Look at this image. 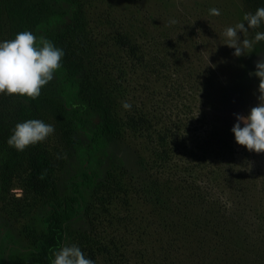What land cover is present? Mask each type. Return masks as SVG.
Wrapping results in <instances>:
<instances>
[{
	"label": "rangeland",
	"instance_id": "obj_1",
	"mask_svg": "<svg viewBox=\"0 0 264 264\" xmlns=\"http://www.w3.org/2000/svg\"><path fill=\"white\" fill-rule=\"evenodd\" d=\"M79 1L82 20L56 32L71 36L73 46L90 57L89 62L107 65L118 58L128 76L124 101L151 121V131L170 127L176 136L170 138L176 147L166 162L168 167L161 171L171 180L165 189L162 177L155 174L160 170L147 169L137 161V151L146 144L144 137L126 133L107 142L96 165L99 178L104 179L113 162H121L140 188L128 197L127 205L122 200L108 205L112 217L103 208H90L71 223L73 229L86 233L98 229L100 242L111 240L117 248L114 255H99L96 264H126L124 255L128 264H134L139 231H146L141 240L150 247L157 239L154 228L168 229L177 220L188 224L183 231L186 246L200 243L196 240L199 227L214 237L217 224L229 241L250 251L254 261L247 259L248 264H264V151L247 150L234 141L230 131L234 114H246L258 102L259 77L254 69L264 57V49L259 47L264 41L252 38L264 31V24L243 34L238 30L239 38L250 42L239 56L233 55L223 35L226 26L235 25L243 13L254 12L257 6L245 0ZM43 5L52 9L48 2ZM212 7L220 14L210 15ZM171 18L175 24L168 23ZM7 29L5 26L0 40L7 39ZM121 35L127 40L120 46L116 39ZM78 137L81 144L89 142L82 132ZM141 154L152 161L149 150ZM192 155L204 157L192 160ZM64 158L61 184L81 171L74 151ZM188 164L192 166L182 168ZM151 179L159 184V201L140 191ZM179 179L189 188L171 192ZM10 192L15 198L9 193V199H0V264H10L28 246L42 213L36 200L24 196L21 188ZM69 244V240L64 242ZM84 248L86 254L87 245Z\"/></svg>",
	"mask_w": 264,
	"mask_h": 264
},
{
	"label": "trees",
	"instance_id": "obj_2",
	"mask_svg": "<svg viewBox=\"0 0 264 264\" xmlns=\"http://www.w3.org/2000/svg\"><path fill=\"white\" fill-rule=\"evenodd\" d=\"M245 1L257 7L264 6V0ZM40 2L0 0V37L5 26L8 27L7 39L14 38L19 31L30 30L36 36L49 38L64 50L60 68L55 70L51 81L41 86L36 98L0 93V199H9V193L15 198L11 188H21L23 195H31L42 211L38 216V230L32 233L28 246L17 252L10 264H49L52 249L60 248L67 240L77 244L82 252L87 245L85 255L96 264L99 255H114L117 248L111 240L101 243L98 229L86 233L73 229L71 223L90 208H103L112 217L108 205L116 200L127 205L128 197L140 188L131 181V174L121 162H113L104 179L99 178L96 167L107 142L123 138L126 133L144 137L146 144L137 151V161L147 169H159L155 174L162 177L165 189L171 180L161 171L168 167L166 162L170 161L176 147L170 144V138L176 136L170 127L151 131V121L135 109L122 111L121 104L128 95L129 85L127 72L118 58H112L107 65L89 62L90 57H84L73 46L71 36L56 32L60 27L76 25L82 20L79 0ZM43 2L52 4V9L47 10ZM126 40L127 37L121 35L116 43L121 46ZM259 47L264 49V42ZM29 118H39L53 125L54 131L43 141L17 151L6 144V138L16 122ZM81 132L88 136V143L81 144L78 137ZM147 150L152 161L141 154ZM70 151L77 154L81 171L66 184H61L59 176L65 165L64 157ZM203 157L192 155L190 159ZM191 166L188 164L182 168ZM143 184L141 192L152 194L157 201L161 199L156 180ZM180 188H189L183 179L177 181L171 192L175 189L177 193ZM199 228L196 231L199 234L196 240L200 242L197 246H186L187 235L183 231L188 229V224L178 220L168 229L154 228L157 239L150 247L141 240L146 231H139L133 251L134 264H248L247 259L254 261L250 251L229 241L219 225L214 224L215 236L212 238L203 227ZM123 259L128 264L125 255Z\"/></svg>",
	"mask_w": 264,
	"mask_h": 264
},
{
	"label": "clouds",
	"instance_id": "obj_3",
	"mask_svg": "<svg viewBox=\"0 0 264 264\" xmlns=\"http://www.w3.org/2000/svg\"><path fill=\"white\" fill-rule=\"evenodd\" d=\"M208 11L210 15L220 14L216 7ZM168 23L175 24L176 21L171 18ZM261 24H264V6H258L254 12L243 13L235 25L224 28L225 44L233 48V55L239 56L250 43L248 39L239 38L238 30L243 34ZM252 39L264 41V31H257ZM63 55L62 48L30 30L19 31L12 39L0 40V93L36 98L41 86L51 81L55 70L60 68ZM254 74L259 77L258 102L246 114H234L235 121L230 131L237 144L247 150L261 152L264 151V57L257 60ZM121 106L125 110L131 108L127 101H123ZM53 131V125L39 118H29L16 122L5 142L17 151H23L26 146L43 141ZM16 195L19 197L21 193ZM49 264H95V261L73 243L52 249Z\"/></svg>",
	"mask_w": 264,
	"mask_h": 264
}]
</instances>
